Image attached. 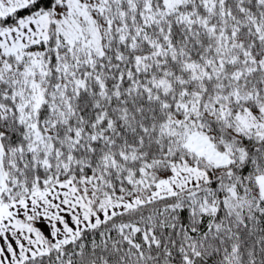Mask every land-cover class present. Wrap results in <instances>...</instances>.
<instances>
[{"label":"snow or ice","instance_id":"snow-or-ice-1","mask_svg":"<svg viewBox=\"0 0 264 264\" xmlns=\"http://www.w3.org/2000/svg\"><path fill=\"white\" fill-rule=\"evenodd\" d=\"M0 264H264V0H0Z\"/></svg>","mask_w":264,"mask_h":264}]
</instances>
